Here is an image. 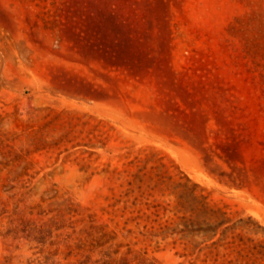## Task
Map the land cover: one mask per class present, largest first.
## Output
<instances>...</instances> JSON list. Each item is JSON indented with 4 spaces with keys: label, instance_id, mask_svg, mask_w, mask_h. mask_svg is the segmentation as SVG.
<instances>
[{
    "label": "rangeland",
    "instance_id": "rangeland-1",
    "mask_svg": "<svg viewBox=\"0 0 264 264\" xmlns=\"http://www.w3.org/2000/svg\"><path fill=\"white\" fill-rule=\"evenodd\" d=\"M0 264H264V0H0Z\"/></svg>",
    "mask_w": 264,
    "mask_h": 264
}]
</instances>
